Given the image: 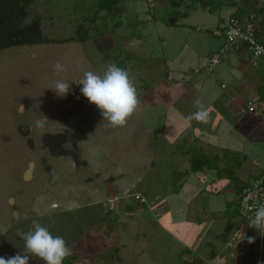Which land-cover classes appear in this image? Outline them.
Here are the masks:
<instances>
[{
  "label": "rangeland",
  "instance_id": "obj_1",
  "mask_svg": "<svg viewBox=\"0 0 264 264\" xmlns=\"http://www.w3.org/2000/svg\"><path fill=\"white\" fill-rule=\"evenodd\" d=\"M233 1L264 10V0H118L112 5L117 11L107 17L105 8L99 9L104 6L101 0H35L29 6L28 19L40 15L48 39L77 37L78 22L89 38L0 50V254H23L18 231L27 232L35 219L71 248L63 264H258L259 259L264 264V229L253 227L255 231L247 233L244 218L232 212L209 211L203 221L195 188L185 184L181 169L190 168L189 157L212 153L224 166L226 154L220 145L237 146L239 151L249 147L248 139H238L231 131V97L240 103L235 114L250 118L249 89L242 84L253 77L258 85L264 74L244 56L222 51L220 30L229 20ZM98 27L101 35L91 30ZM215 29L221 34L215 35ZM213 55L218 61L211 64ZM57 61L68 71L57 73ZM117 62L129 72L139 104L125 126L112 128L73 81L85 71L102 73L104 66ZM234 65L247 76L231 77ZM58 79L70 85L63 97L50 88ZM262 84L257 88L261 96ZM203 86L215 96L208 97ZM196 99L209 113L202 134L191 126L196 121L187 119L196 111ZM259 103H254L256 108ZM216 112L221 121L210 120ZM43 116L46 125L36 127ZM249 123L256 125L257 134H264L257 121ZM22 126H27V135H21L26 132ZM57 131L67 135L64 148L75 145L79 166L70 156L54 155L47 145L41 146L42 132ZM259 145L252 139L251 147L260 150L257 156L263 150ZM40 156L50 170L39 163ZM230 156L232 165L242 163L240 171L256 165L251 153ZM30 162L36 164L35 177L23 182L20 174L30 177ZM198 172H188L187 181H200ZM230 181L236 186L240 180ZM176 183L183 185L178 189ZM226 216L240 225L226 226ZM250 235L262 236L260 251L256 239L248 250ZM29 264L44 262L33 256Z\"/></svg>",
  "mask_w": 264,
  "mask_h": 264
},
{
  "label": "clouds",
  "instance_id": "obj_2",
  "mask_svg": "<svg viewBox=\"0 0 264 264\" xmlns=\"http://www.w3.org/2000/svg\"><path fill=\"white\" fill-rule=\"evenodd\" d=\"M57 73L67 72L68 66L57 61L53 65ZM80 85V92L89 103L95 104L100 110L103 120L108 122V127H123L128 118L137 110L139 99L135 84L132 82L129 72L109 63L103 67L102 73L85 71L81 78L73 81ZM52 88L56 94L63 97L68 94L70 85L64 80H56ZM196 111L189 114V121L207 122L209 113L199 99L194 101ZM23 108V105L21 106ZM47 117L36 120V127H44ZM249 226L261 232L264 229V204L258 205L253 217L249 220ZM264 234V232H261ZM18 235L24 241L23 254L5 258L0 256V264H29L31 257H37L44 264H63V261L72 254L66 240L59 235H53L39 220H33L27 232L18 231ZM254 237L248 238V243L254 242ZM260 264V262H258Z\"/></svg>",
  "mask_w": 264,
  "mask_h": 264
},
{
  "label": "crops",
  "instance_id": "obj_3",
  "mask_svg": "<svg viewBox=\"0 0 264 264\" xmlns=\"http://www.w3.org/2000/svg\"><path fill=\"white\" fill-rule=\"evenodd\" d=\"M216 30H218V29H215L214 31H216ZM234 66H236V68L239 69L242 72V75L239 76V77H235V76H233L231 74V77H235V78H239V79L245 78L246 73L243 71V69L241 67L237 66V65H234ZM210 71H211V74L213 76L217 75V73L214 72L212 69ZM261 81H263V77L260 78L259 83ZM255 82H257V80L256 79L253 80V77H252L250 82H248L246 84H242L243 87H245V89H249V92H248L249 96H248L247 102L248 101H252V102L255 103L256 100L260 101V103L258 104L256 110L249 111V112L252 113V116H250V118L249 117H245L244 115L241 116V115L235 114V113L238 112L237 111V107L240 106V103H238L239 101L238 102L236 101L237 98H233V97L230 96L231 97V107L233 109V112H232V109H231V112H232V114H231V116H232V119H231V131H235V134L238 137V139H242V140H247L248 139L249 142L247 141V143H245V144L246 145L249 144L248 145L249 147L246 150L240 149V151H239V150L236 149L237 146L229 147V146H226V145H220L221 147L224 148V154H226V158H224V161H222L223 164L224 165H231L233 170H235V172H236V176L231 177V178H235V179L238 178V180H240V181H242V180H250L254 176L259 175V174L264 176V154L262 153V151L264 152V134L263 135L262 134H260V135L257 134V130H254L255 129L254 127L256 125L252 126L249 123V120L254 119V121H257V123L260 125L261 128L264 127V95L261 96V93L258 92L257 88H259L260 85H259V83L257 85ZM237 86H239V85H237ZM203 87H202V91L207 92L208 93V97L215 96L213 94V92H211V91L208 92L207 87H204V88ZM221 87L224 88L225 86L221 85ZM234 88H235V86L232 87V91H234ZM199 92H201V91H199V89H198L196 91V93H199ZM261 92H264V91L261 90ZM216 96H217V94H216ZM226 100H227L226 103L230 105V102H228V99H226ZM211 101L213 102V101H215V99L212 98ZM246 105H247V103H246ZM210 120H212L214 122L221 121V114H219L218 112H216V114L214 116L211 114L210 115ZM191 126L193 128L197 126V129L200 131L199 132V131L196 130L195 133H197V134H199L201 132H204V128H203L202 122H197L196 121V124L191 125ZM208 127H209L208 125L205 126V128H208ZM214 127H216V125ZM215 130H216V128H214V131ZM210 133L211 132H209L207 134L210 135ZM214 134H216V131L214 132ZM193 136H195L194 135V131L192 132V137ZM212 136H214V135H212ZM252 139H253V141H256L257 143H259L260 144L259 146H263V150L260 152V156H257V153L260 150H257L255 147H254L255 149L253 147H251ZM250 147H251V149L249 151H247ZM244 151L252 154V158H253L254 162L256 163V165H254V166L251 165L250 167L248 166L246 171H240L239 168L241 167L242 163H240V166H239L238 162L236 161L235 162L236 164L232 165L231 164L230 153L231 152H233V154L234 153H241V152L243 153ZM204 155L207 156V154H204ZM210 156H213V157L215 156V158L211 157V160H209V161H212V163H215L217 165L221 164L220 162H218V158H217V155L215 153L210 154ZM246 159H247V155L244 157L243 160H246ZM234 160H236V159H234ZM187 162H188V160H187ZM219 166L221 167V165H219ZM183 168L186 169L187 166L181 167V169H183ZM239 171H240V173H239ZM224 172H221V171L219 172L217 168L208 166V161L205 160L204 161V167H203L202 171L198 172L199 175L197 176V178H202L200 181L192 180V181L189 182V181H187L189 173H186V172L184 173L185 177L183 178V181L185 180L184 182H187L185 184L189 185L191 188H195V189H193L194 193H195L194 197L197 199L198 204H200L201 207L203 208L202 212L205 214V216L202 218L203 221L208 219L207 218V214H208L209 211H210L211 214H215L216 212H218V213L223 212L224 214L227 213V214L231 215V210H233V208H234V202H235V199H236L235 183H231V181H230L231 178H229V175L226 172L225 173ZM192 173L195 176V174H194L195 172H193V171L190 172V174H192ZM193 181L195 183H193ZM183 183H182V185H183ZM191 199H193V198H191ZM232 203H233V205H232ZM237 216L241 217L239 215H237ZM200 218L197 219L198 223L201 220ZM184 219L188 220L186 218H184ZM225 219L227 220L226 221L227 222L226 226H228V227L235 226V225H240L239 223L234 221L231 217L226 216ZM245 219H247V218L242 219L244 221L243 222L244 224L242 225V227L245 229V231H247V233L249 231L250 232L251 231H255L253 227L249 226V222H246L247 220H245ZM212 222L215 223L214 221H212ZM246 226L249 227V228L251 227L252 229L249 230V229H247ZM242 231H243L242 233H244L243 229H242ZM261 231H262V229H261ZM228 236H231V234L228 235ZM250 237H254V236L250 235ZM254 238L256 240H258V242H259L258 250L260 251L261 250L260 247H261V243H262L261 242L262 241V236H260L258 239L256 237H254ZM243 243H242V246H243ZM252 245H253L252 243L248 244V250L250 248L252 249V247H253ZM245 247L246 246H244V248ZM262 257H263V260H261V261H263V263H264V252L262 253ZM258 262H260V259H259Z\"/></svg>",
  "mask_w": 264,
  "mask_h": 264
},
{
  "label": "trees",
  "instance_id": "obj_4",
  "mask_svg": "<svg viewBox=\"0 0 264 264\" xmlns=\"http://www.w3.org/2000/svg\"><path fill=\"white\" fill-rule=\"evenodd\" d=\"M34 1L35 0H0V50L4 48L16 47V46H25V45L32 46L43 43H59L62 41H73L72 39L85 42V40L89 38L86 34L84 35L82 34L83 30L85 29L83 23L78 22L76 24L77 37L71 39H65V40H58L54 38L48 39V37L45 36L42 31V17L40 15H34L28 19L29 17L28 8ZM117 1L118 0H101L100 4H104V6H102V8L99 9L105 8L107 14L104 15H106L107 17L108 14H111L113 11L115 12L117 11L116 8L112 10V5L117 4ZM231 6H233V10H231L229 14L230 15L229 18H235L239 22H244L245 20L248 19L252 20L258 26V34L259 36H261L264 42L263 8L262 7L247 8V3H244L242 5H237L235 1L231 2ZM96 16L97 15H95V17ZM84 21L86 20L84 19ZM113 25L119 29H121V27L123 26L121 23L117 21H115ZM226 25L227 23L225 24L224 29L220 30L221 33L223 32L222 34H224ZM91 30L95 31L96 34L99 35L103 33V30H101L99 27L96 30L94 28L93 29L91 28ZM221 33H215V35H219ZM223 41L224 44L222 46L224 47L226 42L225 36ZM239 48L230 47L228 49L234 51L237 55L245 57L244 54L240 53ZM116 65L122 67L121 62H117ZM259 68H262L259 71H262L264 74V66H260ZM263 81H264V77H263ZM211 157L213 156L199 155V156L189 157L188 162H190V168L187 167L186 169H184L183 170L184 173L185 172L188 173L192 171L196 173L198 171L199 172L202 171L204 167V161L206 160L208 161V166L217 168L219 172L225 171L229 175V178L236 176V172L235 170H233V168H231V165H224L220 167L219 165L212 163V161H209L211 160ZM213 158H215V156ZM175 178H177V180L179 179V177H175ZM256 178H260V176L256 175L250 180H242L236 184L235 186L236 199L234 202V208L233 210H231L232 213H236L237 215L240 216L239 210L237 208L240 196L243 192V189L250 186ZM175 186L179 189L182 186V184L176 183ZM0 256H4V255L0 254ZM67 263L70 264L71 261H68Z\"/></svg>",
  "mask_w": 264,
  "mask_h": 264
},
{
  "label": "built area",
  "instance_id": "obj_5",
  "mask_svg": "<svg viewBox=\"0 0 264 264\" xmlns=\"http://www.w3.org/2000/svg\"><path fill=\"white\" fill-rule=\"evenodd\" d=\"M214 33L220 32L216 30ZM224 36L226 42L222 51L230 47H240V53L245 55L254 69L264 66V42L258 34V26L252 20L239 22L235 18H229ZM217 61V55H213L210 59L211 64ZM246 107L248 111L256 110V106L251 101L247 102ZM260 204H264V177L256 178L250 186L243 189L237 208L240 216L248 219L254 215L255 208Z\"/></svg>",
  "mask_w": 264,
  "mask_h": 264
},
{
  "label": "flooded vegetation",
  "instance_id": "obj_6",
  "mask_svg": "<svg viewBox=\"0 0 264 264\" xmlns=\"http://www.w3.org/2000/svg\"><path fill=\"white\" fill-rule=\"evenodd\" d=\"M25 129H26V132H22L21 133V135H27V132H29V131H27V126L26 127H23L22 126V128H21V131L23 130V131H25ZM44 133H50V132H42V134L41 135H43ZM62 134L63 135V138H62V140L61 141H56L55 142V144L53 143V146L55 147H59V149L61 148V153L62 154H64V155H68V156H70V158L72 159V160H74L73 159V153L74 154H77L76 153V151H74V146L75 145H73V143H71V145H70V149H66V148H64V142L67 140V135L65 134V133H63L62 131H57V132H53V133H50V134ZM43 136H41V138H42ZM42 143H41V146H43V141H41ZM64 145V146H63ZM71 148H72V150H71ZM48 152H50L51 153V149H49V147H47V149H46ZM61 153H59V154H61ZM58 154V155H59ZM62 154H61V156H62ZM39 163H44V165H45V158L44 157H42V156H40L39 157ZM75 161V160H74ZM86 162V161H85ZM75 164L77 165V166H79L80 164H81V161H80V163H76L75 162ZM79 164V165H78ZM85 165H87V163L85 164ZM42 168H43V166H42ZM45 169H51V166H47V165H45ZM35 172H36V164H35V166L33 167L32 166V171H31V175H30V177H26L24 174L23 175H21L20 174V176H21V179H22V181L23 182H29V181H32L33 179H34V177H35ZM25 173V172H24ZM26 174V173H25ZM100 175V172H98L97 174H96V176H99ZM49 179V178H48ZM88 179H89V177H88ZM91 180V179H90Z\"/></svg>",
  "mask_w": 264,
  "mask_h": 264
},
{
  "label": "water",
  "instance_id": "obj_7",
  "mask_svg": "<svg viewBox=\"0 0 264 264\" xmlns=\"http://www.w3.org/2000/svg\"><path fill=\"white\" fill-rule=\"evenodd\" d=\"M172 21L175 22L174 19ZM209 70H211V68ZM230 74H232L235 77H239V76L242 75V72L239 69H237L236 66H231V68H230ZM62 138H63V135L62 134H59V133L58 134L44 133L43 134V137H42V141H43V144L47 145L49 147V149H51V153L52 154L58 155L59 153H61L62 150H61V148L59 149V147H56V146L54 147L53 146V143L55 144L56 141H61ZM28 142H30L29 143L30 145L32 144L31 143L32 142L31 139ZM73 159L75 160L76 163H78V154H74L73 153ZM83 163L86 164L85 161H83ZM31 165L33 166V163L32 162H30L29 167ZM13 211H14V213L16 215L19 214V212H18L17 209H14Z\"/></svg>",
  "mask_w": 264,
  "mask_h": 264
}]
</instances>
